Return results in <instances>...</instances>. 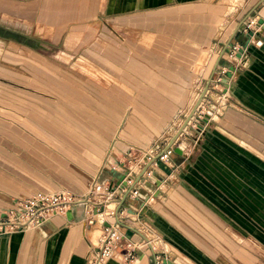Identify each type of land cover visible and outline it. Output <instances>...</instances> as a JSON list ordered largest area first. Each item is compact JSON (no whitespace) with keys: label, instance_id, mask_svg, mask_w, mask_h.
Listing matches in <instances>:
<instances>
[{"label":"crops","instance_id":"crops-1","mask_svg":"<svg viewBox=\"0 0 264 264\" xmlns=\"http://www.w3.org/2000/svg\"><path fill=\"white\" fill-rule=\"evenodd\" d=\"M260 1H22L39 17L51 47L69 33L107 34L109 24L117 20L131 28L129 33L144 36L140 42L125 40L122 45L103 36L97 50L89 53L93 64L105 71L101 75L121 90L114 96L127 98L130 105L128 114V109L115 112L112 126L108 125L115 129L110 152L101 157L79 135L62 134L23 155L45 170H54L69 187L83 188L86 175L94 173L88 189L98 177L112 191L88 196L87 202L71 206L40 227L0 234V264H86L100 239L94 234L115 222L109 213L125 193L117 187L118 176L127 174L129 185L148 157L166 147L227 41L250 12L230 43L243 47L239 60L224 54L213 79L222 68H232L230 75L210 84L174 145L183 154L173 152L168 161L152 164L119 211L120 221L144 234L152 249L142 245L128 256L126 240L140 243L142 239L119 226L125 239L107 264H162L164 259L173 264H258L256 253L264 249L260 228L264 226V2ZM252 20L260 47L244 32ZM148 38L158 53L142 43ZM103 172L110 177L101 180ZM39 176L47 189L26 191L11 185L18 196L0 199V219L17 199L59 189ZM88 189L78 197H87ZM100 201L105 203L103 213L96 210ZM221 243L229 251L218 249Z\"/></svg>","mask_w":264,"mask_h":264},{"label":"rangeland","instance_id":"rangeland-1","mask_svg":"<svg viewBox=\"0 0 264 264\" xmlns=\"http://www.w3.org/2000/svg\"><path fill=\"white\" fill-rule=\"evenodd\" d=\"M22 1L0 0V199L18 196L14 185L26 191L47 189L39 174L57 189L78 196L88 189L94 173L86 175L83 188L76 189L66 185L54 170H45L23 155L27 157L30 149L46 143V139L55 142L62 134L79 135L101 157L110 152L115 129L108 125L112 126L115 112H123L130 105L127 98L114 96L121 90L101 75L105 71L93 64L89 53L97 50L103 36L109 38L108 42L122 45L125 40L140 42L144 34L129 33L131 28L117 20L109 24L111 33H69L51 47L47 41L50 35L43 32L39 17ZM141 41L151 53L159 52L150 38ZM106 177L110 174L103 172L100 179ZM260 228L263 233L264 226ZM102 234L100 230L94 237ZM221 244L218 249L229 251ZM258 251V264H264V249Z\"/></svg>","mask_w":264,"mask_h":264},{"label":"built area","instance_id":"built-area-1","mask_svg":"<svg viewBox=\"0 0 264 264\" xmlns=\"http://www.w3.org/2000/svg\"><path fill=\"white\" fill-rule=\"evenodd\" d=\"M255 25V21H250L248 24H246L244 32L249 35L250 42L252 39H255V46L260 47L262 42L257 38V31L253 29ZM242 50V46L230 44L228 47V52H225V54L228 55L230 60L236 62L239 60L237 55H240ZM228 72L231 71L226 68H222L218 72L219 74L217 75L216 79H213V82L220 83ZM172 153L173 148H169L158 158L157 162L168 161ZM152 156L154 155H150L148 160ZM129 181L130 180H127V183ZM112 189L113 188L111 186H104L103 183L99 182L98 177H95L89 185L87 197H78L70 191L64 189H58L49 193L36 191L26 197L17 199L13 208L4 212V217L0 219V234H6L17 230L24 231L27 229L40 227L48 222L51 217L64 214L71 206L87 202L86 200L88 196L111 192ZM115 202L117 204L118 200H115ZM104 204L105 203L103 201L95 204L97 212H101ZM113 216L114 211H111L109 213V217L113 218ZM88 222L91 224L92 219H90ZM123 239L125 238L121 234L119 226L115 222L105 226L96 249L87 256L86 264H107L108 261L112 259L117 247L123 241ZM125 243V247L130 252L128 254L130 257H132V252L135 251V249H140L142 245H148V243L143 239L140 243H132L129 240H126ZM156 264H158L157 261Z\"/></svg>","mask_w":264,"mask_h":264},{"label":"water","instance_id":"water-1","mask_svg":"<svg viewBox=\"0 0 264 264\" xmlns=\"http://www.w3.org/2000/svg\"><path fill=\"white\" fill-rule=\"evenodd\" d=\"M262 2H264V0H261L259 4H261ZM250 12L236 27V29L234 30V32L232 33L231 37L229 38V40L227 41L224 49L222 50V52L220 53V55L218 56L216 62L214 63L213 69H212V73L210 74L208 81L206 83V85L204 86V88L202 89L200 95L198 96L197 100L195 101L193 107L191 108V110L189 111L188 115L186 116V118L184 119L183 123L180 125V127L178 128V130L175 132V134L171 137L170 141L168 142V144L166 145V147L160 151L159 153H157L156 155L150 157V159L145 163V165L140 169V171L137 173V175L134 177V179L132 180L131 184L128 185L127 180L125 179L127 174H122L120 176H118V182H117V186L122 187L123 189H125V193L123 194V196L118 200L117 206L114 209V219H115V223L118 226L121 227H126L129 230H131L132 232H134L135 234L139 235L145 242L148 243V246L150 247V249H152V246L149 242V239L142 234L140 231L134 229L133 227H130L126 224H123V222L120 221L119 219V211L122 208V205L125 201V199L127 198V196L131 193V191L135 188V186L142 180V178L147 174V172L149 171L150 167L152 164H155L158 160V158L164 153L166 152L169 148H173V152L178 154V155H182L183 152L179 147H175L174 145L177 141V139L179 138L180 135H182V133L184 132V130L186 129V127L189 125L190 121L193 119V117L195 116L200 104L203 101V98L205 96V94L207 93L210 84L213 82V77L216 73L217 67L219 66V62L221 61L222 57L225 54V51L228 49L231 41L233 40L234 36L237 34V32L240 30L241 26L244 25L245 21L250 18L251 16ZM259 24H263L262 21H259ZM230 71H232V68H230ZM230 75V72L228 73V76ZM225 81V79H223ZM205 120H207V118H205ZM114 175H117V171L116 170H112L111 172ZM162 264H173L170 261H168L167 259H164L162 261Z\"/></svg>","mask_w":264,"mask_h":264}]
</instances>
